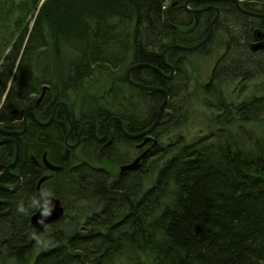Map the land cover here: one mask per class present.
<instances>
[{
    "label": "trees",
    "instance_id": "obj_1",
    "mask_svg": "<svg viewBox=\"0 0 264 264\" xmlns=\"http://www.w3.org/2000/svg\"><path fill=\"white\" fill-rule=\"evenodd\" d=\"M177 1L0 0V117L28 104L42 85L80 93L92 90L88 84L101 75L110 82L103 91L107 112L150 128L163 95L127 90L128 68L157 67L167 47L194 45L209 31L203 20L188 31L195 25L183 5L188 0ZM242 1L247 10L264 13V0ZM226 2L225 14H236ZM237 14L225 15L212 41L197 51L210 55L226 36L203 87V104L211 111L207 133L172 137L186 125L183 95L185 107L193 102L192 54L179 51L184 61L172 85H162L170 99L148 158L103 178L82 173L65 189L78 216L67 206L64 219L44 232L30 223L37 209L23 215L15 207L0 218V264H264V92L236 103L223 90L239 81L241 95L250 80L264 75V49L252 50L257 31L264 34V19ZM139 73L155 79L143 68L134 80ZM123 142L119 165L131 164L134 149L127 138ZM17 200L16 206L23 201ZM33 232L43 241L30 238ZM40 244L46 249L36 252Z\"/></svg>",
    "mask_w": 264,
    "mask_h": 264
},
{
    "label": "flooded vegetation",
    "instance_id": "obj_2",
    "mask_svg": "<svg viewBox=\"0 0 264 264\" xmlns=\"http://www.w3.org/2000/svg\"><path fill=\"white\" fill-rule=\"evenodd\" d=\"M225 3H227L226 0L195 1L190 3V7L194 10L207 6L218 7L220 16L217 24H219L225 15L237 16V12L241 13L231 2L230 7L236 8L237 15L232 9L225 14L223 11ZM227 5L229 6L228 3ZM243 8L246 9L244 6ZM190 14L194 24L195 15ZM215 15L216 12L212 9L199 13L197 14L198 22L203 20L210 26ZM179 51L181 50H176L175 53L167 57V62L175 71L173 78H167L172 71L170 66L161 59L157 68L163 71V76L153 71L155 73L154 81H146L141 76L142 73L136 75L135 80L132 75V80L144 83L143 85L146 86H171L178 73V64L184 61L182 59L184 55ZM137 71L132 74H136ZM88 87H92V90L88 89L85 92L77 93L71 86H68L62 93L60 88L45 84L40 87L39 92L30 96L28 104L16 105L1 115L0 184L6 189H14L19 183L20 186L13 193L0 188V200L11 201L13 211L18 201L17 198L28 202L29 195L38 197L42 191H46L51 192L53 197L61 201L65 217L66 203L64 197L60 196L65 193L67 185L81 177L82 173L90 176L96 174L103 178V173L111 172L103 166L105 164L103 161L113 164L118 169L117 171L122 170L124 165L130 163L119 165V160L124 157L123 146L125 143L123 140L127 137L117 121H112L108 139L103 141L112 118L118 117L122 120L116 113L107 112V108L103 106V83L88 84ZM133 87L128 83L127 90ZM163 88L168 92L165 87ZM111 89L109 88L108 91ZM111 96L114 94L112 93ZM60 104H65L67 110ZM130 108L133 107L130 106ZM67 111L69 112V121L67 120ZM122 123L125 131L130 134H139L147 130L138 127L135 120L132 122L122 120ZM6 132L15 134L8 135ZM152 133L136 140L127 138L131 144L129 145L134 149L132 160L144 154L151 147V139H154ZM4 140L7 141L3 142ZM7 209L8 206L0 205V212H5Z\"/></svg>",
    "mask_w": 264,
    "mask_h": 264
},
{
    "label": "rangeland",
    "instance_id": "obj_3",
    "mask_svg": "<svg viewBox=\"0 0 264 264\" xmlns=\"http://www.w3.org/2000/svg\"><path fill=\"white\" fill-rule=\"evenodd\" d=\"M173 0H171L172 2ZM170 3V1H169ZM226 42V36L220 37L216 41V45L214 48L210 49L211 54L206 55L205 53L202 54L200 52H193L192 55H189V72L192 79V86L190 89L189 97L190 100L193 102H190V105L185 107L186 104H188L189 99L186 100V94L183 95V98L180 100L182 101L184 110H183V119H186V125L181 131H178L172 135L173 139H175L176 136L184 135L185 139H193L198 136L205 135L207 133V125L209 122V117L211 111L204 107L203 101H207L206 95H204L203 87L204 85H208L210 83V76L212 73V69L214 68V65L216 64V61L218 59V54L221 53V48L224 47V43ZM221 49V50H220ZM108 79V78H107ZM106 79L105 76L98 75L93 79L92 82H90V85L92 83L94 84H102L103 83V91L105 90L104 86H108L110 82ZM240 82L239 81H233L227 84H224L223 90L225 92L226 97L228 100H233L234 102H240L244 100H249L254 97H257L261 95L264 92V75L257 78H253V80H250L247 87L242 91L240 95ZM193 95V98H192ZM188 96V95H187ZM238 96H241L240 99H237ZM192 98V99H191ZM196 99V101L194 100ZM115 110V109H114ZM169 139L164 138L163 139V148H166L168 145ZM105 164L103 165L105 168H107L111 172H116L118 169L109 162L103 161ZM65 194V195H64ZM64 194H61L64 197L65 201V207L70 206L71 212L68 211V214L72 216H78V213L76 212V209L78 206H76L73 203L72 197ZM81 207H84L85 204H80ZM63 223V222H62ZM67 226H74L73 224L65 223ZM75 224V223H74ZM63 224L61 225V227ZM43 241V240H42ZM41 241V242H42ZM46 246V245H45ZM41 249H46L44 247V244H40L36 248V252L40 251Z\"/></svg>",
    "mask_w": 264,
    "mask_h": 264
},
{
    "label": "water",
    "instance_id": "obj_4",
    "mask_svg": "<svg viewBox=\"0 0 264 264\" xmlns=\"http://www.w3.org/2000/svg\"><path fill=\"white\" fill-rule=\"evenodd\" d=\"M206 2L208 0H188L186 3H185V10L188 12V13H193L195 15V25L189 29L188 31H193L197 28L199 22H198V18H197V14L199 13H202L204 11H207V10H214L216 12V15L215 17L213 18V20L211 21V24L209 26V31L208 33L205 35V37L198 43L194 44V45H190V46H187V45H181V44H174V45H171L169 47H167L163 53H162V59H163V62L165 64H167L168 66L169 63L167 62V54L169 51L171 50H181V51H184V52H197L199 51L200 49L206 47L213 39V36H214V33H215V28H216V25H217V21H218V18L220 16V9L218 7H213V6H207V7H204L202 9H197V10H194L190 7V3L191 2ZM212 1V0H210ZM231 2H233L236 7L238 8V10L246 15V16H250V17H253V18H259V19H264V13H260V12H253V11H250V10H246L243 8L242 6V0H230ZM252 50L253 51H259V50H262L264 49V34L258 30L257 33H256V43L252 46ZM143 68H147V69H151L155 72H157L158 74H160L161 76H163V71L160 70L159 68L157 67H154L152 65H149V64H146V63H140V64H134V65H131L127 72H126V80L129 84H131L132 86L138 88L139 90L143 91V92H147V93H150V94H157V93H160V94H163L164 96V99L162 101V103L160 104L159 108H158V112H157V116H156V120L155 122L152 124V126L145 130L144 132L142 133H139V134H130L128 132L125 131L124 127H123V123H122V120L118 117H114L112 118V120L110 121L109 123V127H108V132L106 134V136L103 138V141H106L108 139V136H109V128H110V125L112 123V121H117L120 126H121V129L123 131V133L126 135L127 138L129 139H133V140H136L140 137H143V136H147L149 134H151L159 125L161 119H162V116L166 110V107H167V104H168V101H169V95H168V92L163 88V87H158V86H146V85H143L141 83H138V82H135L132 80V73L136 70H140V69H143ZM171 68V75L170 76H167L168 79H171L174 77L175 75V71H174V68L172 66H170ZM61 106H63L66 110H67V106L65 104H60ZM67 120L69 121V112L67 111ZM21 133H24V132H21ZM21 133H16V134H21ZM6 134L8 135H11V134H15L13 132H6ZM153 139H151L152 141ZM7 140H4L3 142H5ZM2 142V143H3ZM157 144V141L154 140V145L153 147ZM150 152V150L146 151L144 154H142L141 156H139L138 158H136L131 164L129 165H126L124 167H122L121 169L124 170V169H134L136 168L139 163L144 160L148 153ZM17 157H18V154H17ZM20 186V183L14 188V189H6L5 187H3L1 184H0V188L5 190V191H9L11 193L15 192ZM52 203L54 204V209H53V212H52V215L45 218V224H40L39 223V220L41 219V213L40 212H36L32 217H31V220H30V223H31V226L36 229V230H39L40 232H43L47 227H49L50 225L52 224H55L56 222L60 221L63 217H64V208L61 204V201L55 197L52 198ZM0 205H6L8 206V209L5 211V212H0V217L2 216H7L9 214H11V212L13 211V203L11 201H6V200H0Z\"/></svg>",
    "mask_w": 264,
    "mask_h": 264
},
{
    "label": "clouds",
    "instance_id": "obj_5",
    "mask_svg": "<svg viewBox=\"0 0 264 264\" xmlns=\"http://www.w3.org/2000/svg\"><path fill=\"white\" fill-rule=\"evenodd\" d=\"M52 198L53 196L51 192L42 191L38 197L35 195L32 196L28 200L27 204H25L24 201H21L16 206V211L20 214L27 215L30 209H37L38 212L41 213V219L39 220V223L45 224V218L51 216L54 209ZM30 238L35 239L37 243L41 242L39 234L35 232L31 234Z\"/></svg>",
    "mask_w": 264,
    "mask_h": 264
},
{
    "label": "bare ground",
    "instance_id": "obj_6",
    "mask_svg": "<svg viewBox=\"0 0 264 264\" xmlns=\"http://www.w3.org/2000/svg\"><path fill=\"white\" fill-rule=\"evenodd\" d=\"M52 225H53V224H52ZM50 226H51V225H50ZM50 226H49V227H50ZM49 227H47V228H49ZM47 228H46V229H47Z\"/></svg>",
    "mask_w": 264,
    "mask_h": 264
}]
</instances>
